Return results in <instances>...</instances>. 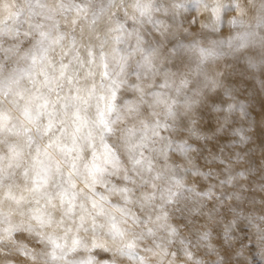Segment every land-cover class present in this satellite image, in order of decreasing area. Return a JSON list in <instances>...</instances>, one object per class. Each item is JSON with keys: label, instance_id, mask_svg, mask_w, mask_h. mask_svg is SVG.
Masks as SVG:
<instances>
[{"label": "clouds", "instance_id": "1", "mask_svg": "<svg viewBox=\"0 0 264 264\" xmlns=\"http://www.w3.org/2000/svg\"><path fill=\"white\" fill-rule=\"evenodd\" d=\"M0 264H264V0H0Z\"/></svg>", "mask_w": 264, "mask_h": 264}]
</instances>
